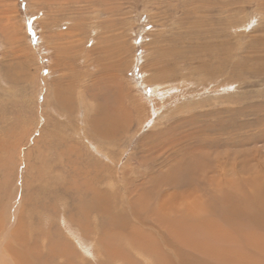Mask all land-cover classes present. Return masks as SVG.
I'll use <instances>...</instances> for the list:
<instances>
[{
	"label": "rangeland",
	"instance_id": "rangeland-1",
	"mask_svg": "<svg viewBox=\"0 0 264 264\" xmlns=\"http://www.w3.org/2000/svg\"><path fill=\"white\" fill-rule=\"evenodd\" d=\"M263 191L264 0H0V264H193Z\"/></svg>",
	"mask_w": 264,
	"mask_h": 264
},
{
	"label": "bare ground",
	"instance_id": "bare-ground-1",
	"mask_svg": "<svg viewBox=\"0 0 264 264\" xmlns=\"http://www.w3.org/2000/svg\"><path fill=\"white\" fill-rule=\"evenodd\" d=\"M94 196L97 198H95L94 200L91 199L92 202L90 204L85 203L84 200L81 201L80 208L84 212H87L88 210H96L97 212H99V210L103 209V207H100V204H98V206L96 204L99 198L98 194ZM262 197L263 200L261 199V203L258 204V207H260L258 212H261L260 214L264 215V191L262 192L261 198ZM234 208L238 210L236 205L233 204L231 213L234 212ZM231 213H226V215H231ZM190 215L192 216V218L190 217L188 222L184 224V226L187 227L183 230V232H181V234L179 233L180 240L181 242L185 243L186 246L189 245L206 255L202 259H194L193 264H264V236H260L253 230L238 232L236 229L240 228L239 226H235L236 228L234 226L230 227V225L223 224V222L221 223V221L215 220L211 217H207V219L200 218L199 221V218H197V213H191ZM194 217H196V219H194L192 222L191 220ZM107 221L108 224L106 226L109 227L108 230L116 225L115 219H107ZM198 221L201 223V226L204 227L203 229L208 230L210 240L207 243H200L199 241L194 239L195 237L193 236L192 232L194 229H197L196 226L198 227ZM84 224L85 223H83L82 228H85L86 224L85 226ZM261 225H264V217L259 218L255 224L256 228H260L259 226ZM107 237L111 240H115L114 236L111 237L110 235H107ZM65 245V242H62L61 244L56 243L55 245L51 244L50 249L53 250L52 253H56L57 251H59L58 253H60L61 255H65V252L62 250V247H64ZM185 249L188 250V248ZM14 251V254L20 260L26 259L30 261V259L32 258L30 252L24 246L22 248V251L21 249H14ZM10 253L12 254L11 251ZM66 255H69L67 251ZM50 256L52 255L50 254ZM208 257L211 258L213 262H211ZM192 260L193 259H191L190 261ZM163 264L166 263L164 262Z\"/></svg>",
	"mask_w": 264,
	"mask_h": 264
}]
</instances>
